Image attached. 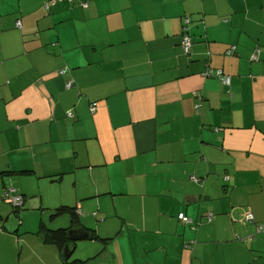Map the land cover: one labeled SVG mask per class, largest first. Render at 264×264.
Listing matches in <instances>:
<instances>
[{"label":"crops","instance_id":"obj_1","mask_svg":"<svg viewBox=\"0 0 264 264\" xmlns=\"http://www.w3.org/2000/svg\"><path fill=\"white\" fill-rule=\"evenodd\" d=\"M47 2L0 0V264H62L28 205L79 209L69 261L264 264V0Z\"/></svg>","mask_w":264,"mask_h":264},{"label":"rangeland","instance_id":"obj_2","mask_svg":"<svg viewBox=\"0 0 264 264\" xmlns=\"http://www.w3.org/2000/svg\"><path fill=\"white\" fill-rule=\"evenodd\" d=\"M40 181H41V184H42V186H41V194H40L41 196L40 197H42V198H46L49 195H51L52 193H54L55 186H60L59 183L51 182L50 179H48V178H46V179L41 178ZM40 197L35 196V197H33V200L35 202H39L40 201ZM9 206H11L10 203H9ZM24 207H25V209L22 210V213L20 215V218L23 221L20 226L23 225L24 228H20L19 233L20 232L24 233L23 234L24 237H26L28 240H31V244L34 245V242L37 240L36 236H35L36 234L34 232L38 229L39 219H44L48 224H51L52 221H48V220L50 219L49 216L53 212V209L52 208L45 209L44 207H42L40 205H37V209H30L29 205L28 206H24ZM11 208H12V206H11ZM25 211H27V213L24 215ZM31 212H34L35 213L34 216L37 215L38 218H36L32 222H29V221H27V217H28V215ZM92 215L94 216V212L92 213ZM67 216H68L67 214H63V215H60V216H57V217H54V218L51 217V219L53 221L55 220V222H57L59 220H63V219L65 220V218H67ZM27 225H28V228H26ZM58 227H63V226H58ZM58 227H55V228H58ZM55 228H52V229H55ZM27 229H29L30 232H25V231H27ZM86 242H88V241H86ZM95 242L99 243L98 241H95ZM83 243H85V241H80V240L75 241L76 248L74 249V252L71 255L72 258H78V259H82V260L84 259V258H82L83 257ZM99 245H100V248H101L102 245L100 243H99ZM48 246H50V245H48ZM120 247H121L122 253H124L125 252V246L123 244H121ZM105 248H106V250L110 248L112 250L118 251V244L114 243V242L113 243H109L108 245L105 246ZM29 252H31V251H29ZM26 254H28L27 255L28 258L34 257V254H29V253H26ZM26 254L23 255V258L26 256ZM36 259L38 260V258H36Z\"/></svg>","mask_w":264,"mask_h":264},{"label":"trees","instance_id":"obj_3","mask_svg":"<svg viewBox=\"0 0 264 264\" xmlns=\"http://www.w3.org/2000/svg\"><path fill=\"white\" fill-rule=\"evenodd\" d=\"M22 208V205L15 207L14 211H18ZM63 214H67L70 217V228L79 227L81 225L79 220V209L77 207L68 206V205H59L58 207L54 208L53 212L51 213L50 217L54 218ZM43 221L39 224V233H42L44 238L47 241L55 244L57 248L63 251V247L65 244L71 242L67 239V231L69 228H57V229H48ZM101 242L104 244L107 242V238H100ZM62 264H81V262H77L75 260L69 261L68 257L63 255L62 252Z\"/></svg>","mask_w":264,"mask_h":264},{"label":"built area","instance_id":"obj_4","mask_svg":"<svg viewBox=\"0 0 264 264\" xmlns=\"http://www.w3.org/2000/svg\"><path fill=\"white\" fill-rule=\"evenodd\" d=\"M57 1H60V0H49V2H47L46 6H49V5H52L54 3H56ZM15 25L17 27L20 26V22L17 21L15 23ZM190 38L187 34H184L182 39H181V46L183 47L184 51H187L189 46H190ZM66 72V68H61L58 70V73L59 74H63ZM216 76L219 77V79L224 83V84H229L230 82V78L228 76H225L221 73L220 70H217L216 71ZM73 85V80L71 78H69L66 82H65V88L66 89H69L71 88V86ZM96 108V102H94L93 104L90 105V109L93 111L94 109ZM69 115H71V113L68 111L67 112ZM14 189L13 187L7 189L5 192H4V199L7 200V202L11 203L14 207H18L19 205H21L22 203V197L19 196V195H16V194H13L14 193ZM208 218L211 219L212 217V214H208L207 215ZM247 217L251 218V213L248 212L247 214ZM177 218L181 221V222H184V223H191V220L185 216V214L183 213H179Z\"/></svg>","mask_w":264,"mask_h":264},{"label":"water","instance_id":"obj_5","mask_svg":"<svg viewBox=\"0 0 264 264\" xmlns=\"http://www.w3.org/2000/svg\"><path fill=\"white\" fill-rule=\"evenodd\" d=\"M12 208L15 210V207L11 205ZM67 239L70 241L76 240H89L92 239V236L87 233L83 228H69L67 231ZM69 251L67 244L63 247V255L69 257Z\"/></svg>","mask_w":264,"mask_h":264}]
</instances>
